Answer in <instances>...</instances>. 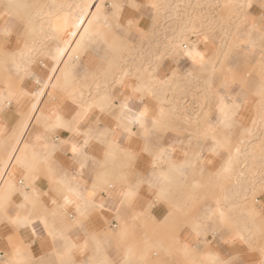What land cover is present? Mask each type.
I'll use <instances>...</instances> for the list:
<instances>
[{
    "label": "crops",
    "instance_id": "0c3cea01",
    "mask_svg": "<svg viewBox=\"0 0 264 264\" xmlns=\"http://www.w3.org/2000/svg\"><path fill=\"white\" fill-rule=\"evenodd\" d=\"M42 1L47 0H0V264H63L69 260L75 264L86 260L93 264L119 260L120 264H125L126 248L162 244L181 222L177 220L167 226L162 223L171 207L166 206L165 201L173 205L178 200V192L173 187L163 200L156 201L157 190L167 179L159 176V172L164 171L163 164L171 157L177 162L189 159L191 143L184 151L179 150L185 137L166 129L161 122L155 124L161 117L160 108L152 99L143 97L142 88L128 87L127 82L136 81L131 76L113 93V102L107 109L90 104L78 107L67 99L58 102L57 92L47 89L55 84L68 86L71 67L82 45L87 40L102 37L104 25L97 16L92 25L83 28L80 40L67 42L64 39L80 9L58 8L52 3L54 0L43 5ZM130 1L140 7L130 9L124 5L120 21L135 20L138 27L148 29L150 19L143 0ZM60 14L67 17L66 29L55 30L47 19ZM43 33L60 34L61 41L55 37L56 42L52 44L53 41L45 40ZM45 43L48 55L41 58L38 52ZM63 49L66 51L62 55ZM82 54L81 65H90V52L83 50ZM178 60L164 58L154 71L155 78L167 79L177 66L187 75V69L192 68L191 61L183 57ZM26 61L30 63L28 67ZM174 82L171 84L179 85ZM198 82L194 80L185 85L181 93H164V87L152 89V97L176 96L179 103L175 105L185 106V112L194 113L200 108L188 94L193 88H199ZM103 86L97 97L98 104L107 99L106 85ZM170 88L174 90L172 85ZM175 88L178 91L179 87ZM196 96H200V89L194 92ZM122 102H127L129 110L123 108ZM145 109L147 114L142 121H121L125 116L138 118ZM240 111L237 110V118ZM215 113L218 124L207 123L213 132L223 129L220 125L224 113L217 105ZM74 118L78 122L79 136L67 128L53 129L58 121ZM69 139L78 144L89 140L86 160L74 159L70 145L65 143ZM216 145L212 144L211 150ZM158 154L160 161L156 158ZM219 162L217 154L204 151L199 168L212 172ZM94 185L96 207L87 208L85 198ZM129 193L133 195L125 200ZM77 202L81 210L86 211L85 217L77 213ZM17 215L27 218L28 222L19 226L13 224L11 221ZM78 219H83L86 227H80ZM144 227L146 231L137 230ZM88 230L98 234L96 241L87 239ZM134 234L139 236L132 239ZM177 239L178 242L171 240L177 253L173 255L159 249L166 256L158 257L162 259L158 264H212L216 258L227 260L239 252L245 253L244 259L249 264H260L264 260L258 251L250 250L246 242L223 240L219 234L204 236L188 225L181 227ZM153 256L155 254L131 264H156Z\"/></svg>",
    "mask_w": 264,
    "mask_h": 264
},
{
    "label": "rangeland",
    "instance_id": "374dc122",
    "mask_svg": "<svg viewBox=\"0 0 264 264\" xmlns=\"http://www.w3.org/2000/svg\"><path fill=\"white\" fill-rule=\"evenodd\" d=\"M142 2L149 14L148 29L138 27L135 20L120 21L124 5L131 9L140 4L135 5L130 0H100L98 20L104 25L103 36L84 42L71 67L72 78L67 87L55 84L47 89L57 92L58 102L67 99L78 107L90 104L104 110L112 104L113 93L131 76L136 81L127 82L128 86H141L143 97L152 99L160 108L161 117L155 124L161 122L166 129L185 137L181 139L179 150L184 151L191 143L189 159L177 162L171 157L163 164L162 169L170 178L157 190L156 197V201L163 200L175 187L178 200L173 205L165 201L166 206L171 207L162 223L167 226L177 220L181 222L162 244L126 248L129 252L125 264L144 261L152 254H155V263H161L158 257L166 255L159 249L176 254L171 240L178 242L177 233L184 225L204 236L219 234L223 240L241 242L233 238L243 237L249 249L258 251L264 258L261 251L264 250V24L261 22L264 8L261 0H146L148 5ZM52 3L58 8L77 9L83 0H54ZM248 4L251 7H247ZM42 36L53 41L52 44L56 38L61 41L60 34L43 33ZM195 42L203 51L200 60L189 54H177ZM46 47L47 44H43L38 52L41 58L48 55ZM83 50L90 52V65H81ZM166 57L175 61L186 58L192 68L187 69L186 75L177 66L167 79H156L154 71ZM28 65L26 61L25 66ZM194 80L200 81L199 88H193L188 94L200 108L194 113L185 112V106L175 105L179 103L176 96L152 97V89L164 87V93H181L184 86ZM172 81L179 84H175L178 91ZM103 85H106L107 99L98 104ZM198 89L200 96L194 97ZM220 98L230 104V124L222 130L216 129L217 136L215 132L211 136L207 123L218 124L215 107ZM213 139L218 143L210 150L208 145ZM204 151L220 158L212 172L199 168ZM139 229L146 231L145 227ZM136 235H132V239L137 238Z\"/></svg>",
    "mask_w": 264,
    "mask_h": 264
},
{
    "label": "bare ground",
    "instance_id": "6f19581e",
    "mask_svg": "<svg viewBox=\"0 0 264 264\" xmlns=\"http://www.w3.org/2000/svg\"><path fill=\"white\" fill-rule=\"evenodd\" d=\"M79 9H80V11L74 17V22L72 24V28L69 30L67 36L64 39L67 42L80 40L83 37V32H82L83 28H85L86 26L92 25L94 23L96 17L99 15L98 10L100 9V0H83V3L80 5ZM66 20H67L66 15L60 14L57 16H51L49 19H47V22L54 29L63 30V29H66ZM198 44H199L198 42H195V43H192L190 47L186 46L181 54H189V55H191L192 58H196L197 60H200L202 58L203 51L201 49H199ZM250 45L252 46V44H250ZM65 51H66L65 49L62 50V52H61L62 55L64 54ZM177 54L179 55L180 53H177ZM197 54H199V55H197ZM128 87L129 88L134 87L136 90H140V88H141V86H139V85H136V86L130 85ZM100 98L102 99V97H100ZM121 104H122L123 108H125L124 107L125 102H122ZM217 107L220 108L221 111H223V113H224V119H223V122L220 125V127L224 128L226 126H229L230 119H231L230 104L225 103L224 100L222 98H220L218 100ZM125 109L129 110V107L127 106ZM125 117H123V119L121 121L126 120L127 122H130L134 119H137L136 115H132L128 119ZM207 130L211 134V136H214L213 129H211L210 124H207ZM217 143H218V141L213 139V141H211V143L208 145V148L211 150L212 144H217ZM195 157H197V156H195ZM156 158L158 159L157 161L161 160L159 154L156 155ZM159 176H162V177L166 176L167 179L165 181H167L168 178H170L166 171H160ZM127 197H129L128 194L126 195V198ZM220 213H221V210H220ZM127 252H129L128 249H126L125 253H124L126 260H128Z\"/></svg>",
    "mask_w": 264,
    "mask_h": 264
},
{
    "label": "snow or ice",
    "instance_id": "6c2138e0",
    "mask_svg": "<svg viewBox=\"0 0 264 264\" xmlns=\"http://www.w3.org/2000/svg\"><path fill=\"white\" fill-rule=\"evenodd\" d=\"M247 7H251V4H248ZM261 7L264 8V0H261ZM261 22L262 24H264V16H261ZM5 43L7 45V34L5 37ZM199 55V54H197ZM124 107H127V102H125ZM147 114V110L145 109L144 111H141L139 114V117L137 119H140L142 121L143 117L146 116ZM60 128H67L69 131H73L75 133L76 136H79L80 133L78 131V122L76 121V119L74 118L73 120H69V121H58L55 125H53V129H60ZM88 136H91V130L88 133ZM65 143L70 145L71 148V152L73 153L74 159L75 158H83V160L87 159V155H86V151H87V146L89 143L88 139H85L83 144H78L73 142L72 139H69L68 141H66ZM83 160L81 161V167H83ZM97 195L96 192V186H93V190L91 192H88L87 197L85 198V204L87 206V208H95L96 205L94 203V198ZM129 196L133 195L132 193L128 194ZM65 201L67 203V198H65ZM100 207L102 208L103 205L101 204ZM5 210L6 207H5ZM77 213H79L80 217H85L86 216V211L81 210V208L79 207V203L77 202ZM13 224L19 226L21 224L27 223L28 220L27 218H22L19 215H17L12 221ZM77 223L79 224L80 227H86V225L84 224V220L83 219H78ZM97 233L94 230H88L87 232V239L91 240V241H96L97 240ZM235 239H239L241 242H245L243 237H234ZM262 254H264V250H261ZM244 255L245 253L243 252H239L237 253V255L235 256H231L229 259L227 260H221L219 258H216L213 260L212 264H249V262L244 259ZM38 264V262H37ZM63 264H75L74 261H64ZM83 264H93V261L91 260H86L83 262ZM103 264H120L119 260H107L104 261ZM260 264H264V260H262L260 262Z\"/></svg>",
    "mask_w": 264,
    "mask_h": 264
}]
</instances>
